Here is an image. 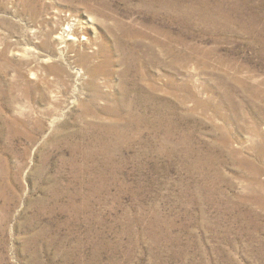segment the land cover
Here are the masks:
<instances>
[{
  "label": "rangeland",
  "instance_id": "rangeland-1",
  "mask_svg": "<svg viewBox=\"0 0 264 264\" xmlns=\"http://www.w3.org/2000/svg\"><path fill=\"white\" fill-rule=\"evenodd\" d=\"M0 264H264V0H0Z\"/></svg>",
  "mask_w": 264,
  "mask_h": 264
},
{
  "label": "bare ground",
  "instance_id": "bare-ground-1",
  "mask_svg": "<svg viewBox=\"0 0 264 264\" xmlns=\"http://www.w3.org/2000/svg\"><path fill=\"white\" fill-rule=\"evenodd\" d=\"M64 25L65 26L59 28V30L56 29L51 31L49 39L47 40L51 50L57 49L51 44H56L61 40L59 43H61L62 46L56 50V53H62V55L56 57L50 54L44 59H41V61L39 60L42 63H50L48 68L53 69L57 76H60L63 71V66L60 61L63 60L62 57L66 56L68 53H73L75 59L82 64L87 65L90 61L88 49L92 44L90 43L92 40L83 35V33L87 31V25L85 26L84 24H81L80 21L76 19H66Z\"/></svg>",
  "mask_w": 264,
  "mask_h": 264
}]
</instances>
